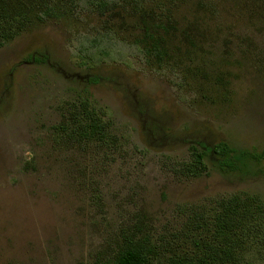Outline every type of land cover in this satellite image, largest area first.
Instances as JSON below:
<instances>
[{
  "label": "rangeland",
  "instance_id": "rangeland-1",
  "mask_svg": "<svg viewBox=\"0 0 264 264\" xmlns=\"http://www.w3.org/2000/svg\"><path fill=\"white\" fill-rule=\"evenodd\" d=\"M207 1L175 0L168 42L186 68L187 100L151 66L73 56L69 19L0 48V264H101L137 216L162 232L181 221L182 205L264 200L263 164L224 174L205 159L201 174L183 170L198 151L189 141L264 150V0ZM43 51L51 63L27 60ZM83 95L107 109L116 147L58 134ZM243 264H264V237Z\"/></svg>",
  "mask_w": 264,
  "mask_h": 264
},
{
  "label": "trees",
  "instance_id": "trees-1",
  "mask_svg": "<svg viewBox=\"0 0 264 264\" xmlns=\"http://www.w3.org/2000/svg\"><path fill=\"white\" fill-rule=\"evenodd\" d=\"M206 4L214 7V0ZM174 7L175 0H0V48L37 24L69 19L77 25L67 42L73 56L94 66L123 65L140 71L151 66L168 77L180 100H187L181 71L186 68L168 42L174 34ZM29 59L51 63L45 51ZM67 119L56 129L58 134L110 147L121 142L112 132L107 109L94 97L83 95L70 104ZM189 142L198 145L195 159L183 167L191 175L205 170V159L224 174L243 172L251 163L264 168V150ZM206 202L180 206L181 221L168 231H154L146 217L137 216L119 233L115 247L102 254L101 264H243L246 248L264 237V200L243 193Z\"/></svg>",
  "mask_w": 264,
  "mask_h": 264
},
{
  "label": "flooded vegetation",
  "instance_id": "flooded-vegetation-1",
  "mask_svg": "<svg viewBox=\"0 0 264 264\" xmlns=\"http://www.w3.org/2000/svg\"><path fill=\"white\" fill-rule=\"evenodd\" d=\"M73 77H80V78H82V76H80V75H78V74H74L73 75ZM84 80H86V81H91V77H89V76H86L85 78H84ZM76 102H74V103H72V104H75Z\"/></svg>",
  "mask_w": 264,
  "mask_h": 264
}]
</instances>
